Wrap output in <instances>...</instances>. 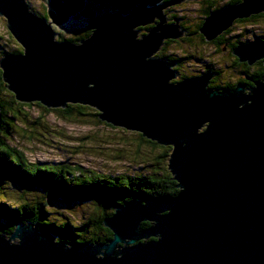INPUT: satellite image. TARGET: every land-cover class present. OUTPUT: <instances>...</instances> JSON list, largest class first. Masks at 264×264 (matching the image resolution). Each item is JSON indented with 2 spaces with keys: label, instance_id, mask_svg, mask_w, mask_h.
<instances>
[{
  "label": "water",
  "instance_id": "water-1",
  "mask_svg": "<svg viewBox=\"0 0 264 264\" xmlns=\"http://www.w3.org/2000/svg\"><path fill=\"white\" fill-rule=\"evenodd\" d=\"M89 1L48 0L42 16L28 0H0V16L23 48L0 57L7 89L18 102L48 109L88 105L102 122L171 146L168 168L179 191L115 204L102 221L113 233L105 242L65 246L36 224L17 223L0 235V264H264V80L213 89L214 73L178 80L176 64L157 56L184 35L178 19L169 22L172 14L203 0L127 12L93 3L90 22ZM263 12L264 0L223 5L199 31L212 41ZM75 18L86 22L79 40H59L54 26ZM244 35L247 43L233 53L253 65L264 59V39Z\"/></svg>",
  "mask_w": 264,
  "mask_h": 264
},
{
  "label": "trees",
  "instance_id": "trees-1",
  "mask_svg": "<svg viewBox=\"0 0 264 264\" xmlns=\"http://www.w3.org/2000/svg\"><path fill=\"white\" fill-rule=\"evenodd\" d=\"M174 1L176 0H90L84 13H88L85 17H87L90 22L97 18L90 16V6H92L93 3L111 5L114 7L116 6L122 11L127 12L139 7L168 4ZM240 1L241 0H229L223 5H235L240 3ZM202 4L203 14L200 17V21L192 25L193 27L189 24L192 21L190 18L179 15L178 13L172 14V19H168V15L172 11V6L174 5L166 7L164 14L170 23H172L175 19H178L181 29L185 32V35L191 36L195 34L205 42L206 40L204 36L199 31L203 24L204 17L222 5H215V0H203ZM42 16H46V13L44 15L42 14ZM259 19L264 21V12L253 15L247 19L237 20L235 22H246L250 20L258 21ZM150 28L151 27H147V29ZM232 28L230 27L228 30L223 32L220 36L214 39V41L206 42H215L217 49L222 50V46L225 42L230 41L231 43L233 40L231 47L234 48L236 46L234 43H238L241 40L240 38L227 37V33L230 29L232 30ZM57 38L59 40H79L78 37L67 38L62 36V34ZM261 38L264 39V36ZM259 40L261 39L259 38ZM168 42L169 41L167 40L165 44ZM22 51V47L9 51L3 49L0 57L5 53H21ZM157 56L168 58V61L170 62H173V57H177L162 54V52H158ZM188 59H191V61L195 60L196 62H201L203 67L210 68L212 73L217 72V77H219V75L221 76L222 70L216 68L215 64L211 63V61L193 54L191 55V58ZM183 60L184 58H180L174 61H179L178 63L182 64ZM234 61H232L230 67L236 73L237 71L235 70H238V76H240L242 71L245 73L244 75L246 77H251L252 74V78L249 77L250 80H248L250 87L253 86L256 81L264 80V59L258 60L253 66H250L247 62ZM178 63L176 65H178ZM251 67H253V71L251 70ZM199 73L200 71H193L190 74L182 73L179 75L178 79L196 76ZM217 83L218 81L216 83L211 82L209 87L213 89L220 88L221 86L231 89L235 87L232 85H218ZM3 96H6L7 100H2ZM14 104H18L20 107L15 108ZM33 104L34 103H21L15 99L14 94L7 89L6 83L2 78V71L0 69V109L2 112V121L0 126V235L8 237L12 233L16 224L22 222L27 224H36L41 231L51 233L56 238V241L65 246H70L73 243L105 242L112 238L113 233L108 228L103 226L102 221L107 215H111L113 213V206L115 204L126 202L134 195L172 196L178 193L179 189L176 187L177 181L174 179V175L169 170L167 163L172 152V147L160 145L156 141H151L143 137L140 133L138 134L142 141H146L156 147L159 146L161 149V152L156 156V160L153 165L156 170H153L151 173H124L115 176L97 172L78 163H39L31 161L26 156L24 149L20 148L18 145H12L13 134L16 130L11 128L10 124L16 122L19 116L24 117L29 115L28 112L24 113V106L29 107ZM36 104L43 107L47 113L51 111H58L70 115L74 114V116H92L93 118H97V123L101 122L98 118V111L88 105L69 104L65 109H48L38 102H36ZM83 118H81V120H85ZM105 124L112 128H117L113 127L111 124ZM12 185L17 191L11 193L13 198L9 197V200L7 198L6 189L8 187H12ZM48 195L53 196L54 205L60 204L64 207L63 209L66 210H70L74 202L91 201V203L97 207L98 218L93 216V219L95 220L91 218L89 222L77 227L72 222L70 216L65 220L57 217L58 215L63 214L62 211L59 212L58 215L52 214L50 209L53 207H49L50 204L47 201ZM71 212L72 211H70V213ZM90 225H92L93 228H90ZM141 225L142 228H147L151 225V223L143 222ZM153 240H155V238L151 237L144 241Z\"/></svg>",
  "mask_w": 264,
  "mask_h": 264
},
{
  "label": "rangeland",
  "instance_id": "rangeland-1",
  "mask_svg": "<svg viewBox=\"0 0 264 264\" xmlns=\"http://www.w3.org/2000/svg\"><path fill=\"white\" fill-rule=\"evenodd\" d=\"M228 1L215 0V5L223 6ZM28 2L39 15L46 13L49 8V3L46 0H28ZM101 7L96 6L95 11L105 13L113 10L110 8L100 9ZM202 10L203 5L182 15L192 20L189 24L193 27V24L200 21L203 14ZM82 19L84 18L70 19L65 25L54 26L57 35L61 36L62 34L67 38H77L86 25V22ZM6 25L5 17L0 16V54L3 49L9 51L22 47L10 34ZM231 28L232 30L230 29L227 33V37L240 38L241 41L247 42L244 34L248 35L250 41H256L255 38L264 36V21L260 19L258 21L235 22ZM173 41L165 44L159 52L177 56L173 57L172 60L184 58L182 64L173 60V63H178L174 68L178 69L180 73L206 72L201 62L188 59L193 54L211 61L216 68L221 69L223 82L238 80L239 76L229 66L232 61L230 55H227L228 50H218L213 44L203 42L200 37L195 35H185V32L179 40ZM14 107L20 106L14 104ZM23 110L24 113L28 112L29 115L19 116L16 122L10 124L11 128L16 130L13 134L12 145H18L24 149L26 156L31 161L39 163H78L97 172L115 176L124 173H151L156 170L153 165L161 149L159 146L156 147L142 141L137 132L119 127L112 128L102 121L97 123V118L92 116H74V114L70 115L58 111L47 113L43 107L36 103L29 107L24 106ZM81 118L85 120H81ZM6 191L7 198L10 200L9 197L13 198L11 193L17 190L12 185ZM47 201L50 204L49 207H53L50 209L52 214L58 215L62 211L63 214L57 217L65 220L70 216L77 227L89 222L91 218L93 219V216L98 218L97 207L91 201L74 202L70 210L63 209L64 207L60 204L54 205L52 195L47 196ZM70 211L72 212L70 213ZM90 228H93V226L90 225Z\"/></svg>",
  "mask_w": 264,
  "mask_h": 264
},
{
  "label": "flooded vegetation",
  "instance_id": "flooded-vegetation-1",
  "mask_svg": "<svg viewBox=\"0 0 264 264\" xmlns=\"http://www.w3.org/2000/svg\"><path fill=\"white\" fill-rule=\"evenodd\" d=\"M47 2H48V0H46ZM43 15L45 14V13H42ZM179 40V39H178ZM212 41H214V40H212ZM204 42V41H203ZM206 42V41H205ZM233 42V40L231 41V43ZM240 42H243V41H240ZM249 42H252V41H249ZM231 43H230V41H227V42H225V44L222 46V48H223V50H228V52H229V54H230V57H231V61H234V62H236V61H238V62H240L239 60H238V58H237V56L236 55H234V53H233V49L236 47H234V48H232L231 47ZM239 43V42H238ZM238 43H234L235 45H237ZM245 43H247V42H245ZM211 44H213L215 47H216V45H215V42H211ZM233 44V43H232ZM217 48V47H216ZM232 48V49H231ZM237 59V60H236ZM255 64V63H254ZM253 64V65H254ZM253 65H250V66H253ZM229 66H231V65H229ZM206 69V71H209V72H211V70H210V68H205ZM251 70L253 71V67H251ZM176 71H177V74H178V77H179V75L180 74H182V73H180V71L178 70V69H176ZM235 71H237V70H235ZM250 72V71H249ZM202 72H200L198 75H200ZM212 73V72H211ZM235 74H238V71H237V73L235 72ZM245 73L242 71L241 72V74H240V76H239V78H238V80H236V81H225V82H223L222 81V79H221V76L219 75V77H217V72H215L214 73V76L211 78V80H210V83L212 82V83H216L217 81H218V85H232V86H235L236 84H238V83H243L246 87H250L249 86V83H248V80H250L249 79V77L247 76H245L244 75ZM198 75H196V76H198ZM239 75V74H238ZM217 77V78H216ZM250 78H252V74H251V77ZM182 78H180V79H178V80H181ZM220 82V83H219ZM210 83H209V85H210ZM216 84V85H217ZM220 88H226V87H223V86H221ZM2 100H7V98L4 96L3 98H2ZM1 100V101H2Z\"/></svg>",
  "mask_w": 264,
  "mask_h": 264
},
{
  "label": "clouds",
  "instance_id": "clouds-1",
  "mask_svg": "<svg viewBox=\"0 0 264 264\" xmlns=\"http://www.w3.org/2000/svg\"><path fill=\"white\" fill-rule=\"evenodd\" d=\"M244 42H246V41H243L242 43H244ZM237 46V45H236Z\"/></svg>",
  "mask_w": 264,
  "mask_h": 264
}]
</instances>
